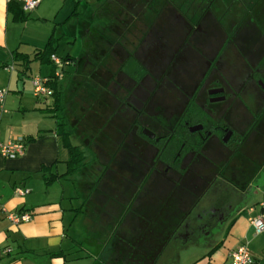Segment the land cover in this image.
<instances>
[{"label": "trees", "instance_id": "1", "mask_svg": "<svg viewBox=\"0 0 264 264\" xmlns=\"http://www.w3.org/2000/svg\"><path fill=\"white\" fill-rule=\"evenodd\" d=\"M164 1L165 4L158 12L145 17L138 0H123V8L115 12L118 20L121 18L122 21H119L117 25H111L110 28L115 27L110 29L109 35L101 36L94 43L99 49L100 56L93 52L89 55V57L98 55L97 58H101L103 61H99L90 68V81L84 90L81 81L71 79L73 84L70 87L68 84L66 85V89L68 87L71 89L68 96L60 86L59 76L56 75V72L58 71L62 77L66 72V65L76 63V58L70 55L60 57L61 64L56 65L51 59V55L55 54L56 50L52 35L44 47L34 49L31 56L18 50H14L12 54L14 63L22 66L18 70L21 74H25L29 64L33 61L51 67L50 74L46 76V84L52 92L48 96L37 98L50 100L40 110L54 119L55 134L59 146L66 151L67 157L63 160L65 171L51 173L49 177L45 178L46 182L67 178L73 172L81 169V180L74 179V181L79 182L80 188H83L87 193L84 202L89 206L90 216L96 218L95 221H97L101 232L121 235L122 240L118 241V244H121L119 247L128 249L130 254L127 256V261L132 264L155 262L170 237L205 194L204 185L199 188L196 185L199 184V181L192 180L190 182L189 180L193 176L204 175V172H208L209 167L200 166L198 174L194 171H185L184 173L179 172L176 176L171 173L154 176L141 171V165L136 162L135 153L130 147V132L134 129L129 126L128 108H113L119 106L128 91H131L127 87V79L122 72L128 61V55L130 56L132 51H141L152 42L157 41L159 33L162 34L165 31L164 28L175 27L178 31L177 40L179 42L186 40L187 44L190 42L188 48H193L191 49L192 53L198 57H204L206 55L204 46L196 45H199L200 41H205L211 34L208 27H211L213 35L217 33L218 37H221L223 32L227 34L223 19L227 20L226 23H231L229 28L231 33L233 31L230 29L239 23L236 12L231 14L229 19L226 18L228 15L224 14L230 4L228 0H220L222 3L221 12L215 10V13H212L206 10L196 22L188 17V9L185 8L186 12H184L170 0ZM76 3L78 2L76 1ZM7 11L16 21L28 18L27 14L19 8L16 0L8 1ZM131 12L134 17L130 16ZM72 13H76V7ZM192 25H199L201 29L195 31L193 35H189V39H185V33H189L186 32V29ZM125 31L133 36L125 37ZM134 34L136 37L139 36V41L136 43L133 39ZM211 41L217 43L216 48L221 44L220 40L215 38H212ZM235 41L234 39L231 42L233 44L229 45V49L233 50L231 55L236 54ZM111 64L119 65V71H113ZM237 67L241 68V65L234 59L231 69L234 71ZM124 72L126 71L124 70ZM178 77L181 81L184 80L183 74ZM148 83L151 85L152 81ZM168 84L170 87L167 89L171 90V81ZM124 91L126 95L123 94ZM167 98L166 93L159 96L161 101ZM34 139V137L22 138L26 145ZM172 145L174 143L171 139L168 145L172 147L170 153L176 147V144L174 147ZM130 158H132V164L129 161ZM133 169L138 172L135 174ZM48 170L50 167L42 166L41 168L42 172ZM87 171L94 172L93 181L86 178ZM227 180L234 184L239 182L237 187L244 190L251 177L244 176L240 179L229 177ZM113 243L110 241L108 246L114 247ZM221 244L222 241L217 243L210 252Z\"/></svg>", "mask_w": 264, "mask_h": 264}, {"label": "flooded vegetation", "instance_id": "2", "mask_svg": "<svg viewBox=\"0 0 264 264\" xmlns=\"http://www.w3.org/2000/svg\"><path fill=\"white\" fill-rule=\"evenodd\" d=\"M206 1L199 17L206 10L215 13L217 9H213L212 4L220 0ZM237 1L242 6L236 13L239 23L230 29L233 32L226 27L227 34L223 32L218 37L208 27L211 34L196 45L204 46V57L192 53L193 48H188L190 42L177 40L175 27L164 28L163 35L159 33L150 47L128 55L122 72L131 91L113 108H128L129 126L134 129L130 132V147L142 172L154 176L167 173L176 176L185 171L198 174L203 165L209 167L208 172L193 176L189 181H199L196 185L199 188L204 185L206 193L218 177L226 180L255 177L262 168L264 0ZM130 16L134 14L131 12ZM198 29H201L199 25L189 26L184 38L189 39ZM212 38L220 40L219 47L216 48L217 43L211 41ZM234 39L237 49L232 56L229 45ZM234 59L241 68L233 71ZM179 73L184 80L178 79ZM169 81L171 90L167 89ZM162 92L168 95L163 101L159 99ZM171 139L172 146L176 144V147L170 153ZM129 161L132 164V158ZM253 185L250 180L245 188Z\"/></svg>", "mask_w": 264, "mask_h": 264}, {"label": "crops", "instance_id": "3", "mask_svg": "<svg viewBox=\"0 0 264 264\" xmlns=\"http://www.w3.org/2000/svg\"><path fill=\"white\" fill-rule=\"evenodd\" d=\"M8 1L0 0V89L8 90L4 102L0 104V142L16 138L35 139L27 143L22 156L8 158L0 154V264H132L127 261L130 254L128 249L119 247L121 235L102 233L100 228L96 233L99 225L96 218L90 216L86 202L83 200L75 204L78 195L73 192L64 195V189L60 191L54 187L55 183L66 178L50 183L45 180L51 173L65 171L63 160L67 153L59 146L54 119L40 110L50 100L35 97V100L27 101L24 86L20 89L18 84L26 72L21 74L18 71L12 54L18 50L31 56L34 49L43 48L46 43L38 47L28 39L25 43L32 47V51H21L22 35L17 31L20 21L13 20L7 11ZM16 1L22 10L20 1ZM41 4L42 1L32 11L34 18L43 16ZM55 55L61 57L56 52ZM9 66H13V69H9ZM46 71L43 77L50 74V65H47ZM42 166L50 167V170L42 172ZM59 166L64 169L59 170ZM16 187L27 188L29 192L18 195ZM248 207L251 210L243 208V211L239 209L230 215L227 233L219 247L210 252L214 247L211 246L214 240L211 238L203 249H195L187 254L186 264H229L231 251L247 241L253 264L264 263V231L256 234L248 221L249 216L259 215L260 207ZM20 210L30 213V220L13 224L6 214ZM80 214L84 215L85 220H90L92 234L80 236L79 231L70 233ZM84 240L91 242L92 250L83 247ZM110 241L114 242L112 248L108 246ZM208 252L210 254L207 255Z\"/></svg>", "mask_w": 264, "mask_h": 264}, {"label": "rangeland", "instance_id": "4", "mask_svg": "<svg viewBox=\"0 0 264 264\" xmlns=\"http://www.w3.org/2000/svg\"><path fill=\"white\" fill-rule=\"evenodd\" d=\"M170 1L179 6L184 12H186L185 8L186 10L188 9V17H191L194 22L198 19L201 8H204L208 3L206 0ZM228 1L230 4L224 14L228 15L226 18L229 19L231 14L237 13L242 4L237 0ZM138 2L142 6L141 10L144 11L145 17L158 12L162 5L165 4L164 0H138ZM122 4L123 0H108L104 2L96 0H42L43 16L34 18L33 9L27 14L28 18L20 21L18 25L17 31L22 35L23 42L21 51H27L28 53L32 51V47L25 43L26 40L31 39L30 43L42 47L48 37L52 35L57 55L61 57L70 55L76 58V63L66 65V72L63 73L62 77H59L60 86L66 91L65 95L68 96L71 93V89H68L73 84L70 81L71 79L81 81V84H83L82 89L84 90L88 86V81H90V68L99 61H103V59L97 58L98 55L100 56V52L94 43L101 36L109 35L110 29L115 27L112 26L110 28L111 25H117L119 21H122L121 18L118 20V16L115 15L116 10L123 8ZM212 6H215L221 12L222 3L220 1L212 4ZM75 7L76 13L73 14L72 11ZM122 19L124 20V18ZM226 21L223 19V25L229 29L231 23H226ZM23 22L25 24H22ZM124 36L130 38L133 35H129L125 31ZM138 38L139 36L136 37V34H134L135 43L139 41ZM92 52L98 55L89 57ZM232 55L234 56V54ZM119 67L117 64H111V69L115 72L119 71ZM18 69H20L19 65ZM46 70L47 65L32 62L30 69L26 71V76L19 80L20 89H23L24 86V94L29 98H27V101H33L36 97L32 86V78L43 77L42 75L47 73ZM67 84L69 87L66 89ZM123 94L126 95V92L124 91ZM262 163H264V160L261 161L260 165L262 166L260 167L262 168L255 177L250 176L254 185L250 188H245L244 191L237 187L239 182H237L238 184L229 183L225 178L218 177L198 200L152 264H186L187 254L195 249H203L211 238L214 239L211 246L217 245L219 241L221 242L227 233L230 215L239 211V209L243 211V208L247 210L248 206H257L262 194H264V164ZM62 169L64 167L59 166V170ZM81 175L82 171L80 169L54 185L60 191L64 189V195H71L72 192L78 195L79 198L74 200L75 204L83 201L87 194L83 188H80L79 182L74 181V179L80 181ZM86 178L93 181L94 172L87 171ZM91 227L90 220H85L84 215L80 214L79 219L69 231L71 234L79 231L80 236L85 234L87 236L92 234ZM98 228L99 226H97L96 233H99ZM247 243L249 244L248 241ZM83 245L86 249L92 250L93 248L90 242L86 240H84ZM179 259L180 262H178Z\"/></svg>", "mask_w": 264, "mask_h": 264}, {"label": "built area", "instance_id": "5", "mask_svg": "<svg viewBox=\"0 0 264 264\" xmlns=\"http://www.w3.org/2000/svg\"><path fill=\"white\" fill-rule=\"evenodd\" d=\"M21 3L22 10L24 12H30L35 9L42 0H19ZM52 61L56 65H60L61 61L58 56L55 54L51 55ZM9 69H13V66H9ZM57 76H61L58 71L56 72ZM32 86L34 88V93L36 97H45L48 96L52 90L46 84V77H34L32 78ZM8 93V90L3 88L0 89V104L4 102V99ZM26 144L22 138H16L8 142H0V154L8 158H17L22 156L25 152ZM15 192L18 195H25L29 192L27 188L16 187ZM260 207V213L257 216H249L248 221L251 226L254 228V232L260 233L264 231V194L260 201L258 202ZM251 210V207L248 208ZM6 217L13 224H20L21 222H27L30 220V213L26 211H12L7 212ZM229 264H253L254 260L252 255L249 252L246 242L238 244L230 253Z\"/></svg>", "mask_w": 264, "mask_h": 264}, {"label": "water", "instance_id": "6", "mask_svg": "<svg viewBox=\"0 0 264 264\" xmlns=\"http://www.w3.org/2000/svg\"><path fill=\"white\" fill-rule=\"evenodd\" d=\"M144 133H146L147 135H149L151 137H154V135L152 133H150L149 131H147V130H144Z\"/></svg>", "mask_w": 264, "mask_h": 264}]
</instances>
